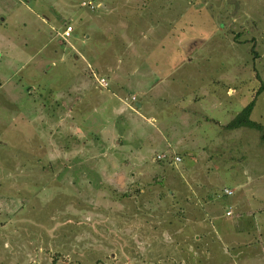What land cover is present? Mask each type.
Here are the masks:
<instances>
[{
    "label": "rangeland",
    "instance_id": "1",
    "mask_svg": "<svg viewBox=\"0 0 264 264\" xmlns=\"http://www.w3.org/2000/svg\"><path fill=\"white\" fill-rule=\"evenodd\" d=\"M255 75L264 0H0V264H228L225 210L264 181L261 133L224 129Z\"/></svg>",
    "mask_w": 264,
    "mask_h": 264
},
{
    "label": "crops",
    "instance_id": "2",
    "mask_svg": "<svg viewBox=\"0 0 264 264\" xmlns=\"http://www.w3.org/2000/svg\"><path fill=\"white\" fill-rule=\"evenodd\" d=\"M74 29L72 27V33H74ZM70 34V35H71ZM135 104L139 105L140 109L142 107L141 103L136 102ZM234 147V146H233ZM264 177V175H263ZM227 191H230V194H225L227 197L232 196L233 192L230 188H228ZM170 195H174L173 192H170ZM178 195V193L176 194ZM180 195H183L184 201L188 204L187 199L185 198V194L182 192ZM248 197V198H247ZM233 205H237L236 207L230 206L226 208L225 210V216L230 217L232 216L231 207L237 210L236 218L231 223H224V227H222L221 230V236L223 238V242L225 243H231V251L234 252L236 249V255L237 257L231 258V261L228 264H234L235 262H239V264H264V216H262L259 220H253L249 217L255 216V214L258 212L264 211V181L257 185L252 191H249V194L247 196H242V199L234 201ZM209 207V206H208ZM194 210V209H193ZM192 210V219L196 222L193 227H198V225L201 226V223L203 222V218L201 215H199L197 212V209L194 211ZM235 211V210H234ZM212 212V211H211ZM230 212V214H227ZM200 227H198V232L200 235H198L195 229L194 231H191L187 235V239L189 242L194 244V250H203V248H207L206 246H203L201 249L200 247H197L196 245H200V241H202L205 236L201 235L203 234L202 231L199 230ZM219 228L220 224H219ZM194 229V228H193ZM244 232L247 233V236L243 235ZM194 234V235H193ZM247 237V240H241L245 239ZM175 242L177 243V236L174 237ZM220 244V243H219ZM262 246V250H259L257 247ZM249 246L250 251L248 253H241L243 250H241L242 247ZM248 254V255H247ZM196 256V255H195ZM193 257L189 258L188 256L186 259V264H206L201 262L203 261V258L199 257ZM222 263V262H221Z\"/></svg>",
    "mask_w": 264,
    "mask_h": 264
},
{
    "label": "trees",
    "instance_id": "3",
    "mask_svg": "<svg viewBox=\"0 0 264 264\" xmlns=\"http://www.w3.org/2000/svg\"><path fill=\"white\" fill-rule=\"evenodd\" d=\"M255 77L258 80L260 87L258 88L257 92L254 93V98L227 125L224 126V129L234 130L240 127L255 129L261 133L260 140L264 143V128L260 124L250 120L255 99L264 88V84L258 78V75H255Z\"/></svg>",
    "mask_w": 264,
    "mask_h": 264
},
{
    "label": "built area",
    "instance_id": "4",
    "mask_svg": "<svg viewBox=\"0 0 264 264\" xmlns=\"http://www.w3.org/2000/svg\"><path fill=\"white\" fill-rule=\"evenodd\" d=\"M80 6L85 7L87 9H90V10H94L95 9L94 8L95 6L93 5L92 2H82L80 4ZM96 7H98V5H96ZM71 32H72V27L67 25L66 27H64L63 31L61 32L60 37L62 39L68 38L70 36ZM97 83L101 87H104L106 85V83L104 82L103 79L97 80ZM131 100L134 101V98H132ZM164 158L165 157L163 155H161V156H157L156 160L160 161V160H163ZM179 162H180V158L177 157V156H173V164H176V163H179ZM224 192L226 194H230L231 193L230 191H224ZM227 214H230V212H228Z\"/></svg>",
    "mask_w": 264,
    "mask_h": 264
},
{
    "label": "water",
    "instance_id": "5",
    "mask_svg": "<svg viewBox=\"0 0 264 264\" xmlns=\"http://www.w3.org/2000/svg\"><path fill=\"white\" fill-rule=\"evenodd\" d=\"M136 106H137V107H139V105H138V104H136Z\"/></svg>",
    "mask_w": 264,
    "mask_h": 264
}]
</instances>
